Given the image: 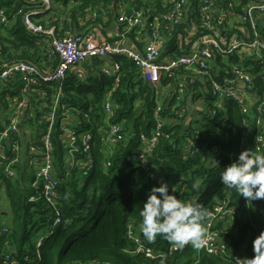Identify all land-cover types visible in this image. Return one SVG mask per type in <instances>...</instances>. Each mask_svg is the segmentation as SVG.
Instances as JSON below:
<instances>
[{"label": "trees", "instance_id": "16d2710c", "mask_svg": "<svg viewBox=\"0 0 264 264\" xmlns=\"http://www.w3.org/2000/svg\"><path fill=\"white\" fill-rule=\"evenodd\" d=\"M51 1L53 6L49 10L33 13L41 8L39 3L0 0V10L7 17L6 23L0 21V67L4 63L23 61L47 71L58 63L57 57L48 58L51 36L29 29L25 16L44 28H54V35L61 37L67 33L100 30L104 33L120 12L139 10L148 17L147 27L132 28L127 32V39L140 48L138 36L149 31L151 17L167 11L163 0ZM205 1L189 0L188 17L171 34L166 31L165 57L189 50L187 46H180L184 36L194 41L217 33L227 41L240 33V26L250 27V23L235 21L229 29V16L240 13V6L230 8V0H215L210 24L216 32L209 30L201 20ZM238 1L244 4L248 0ZM220 11L226 12L224 19L219 16ZM257 28L264 40V14L258 18ZM103 61L106 60H94L93 64ZM110 61L120 64L118 86L114 85L112 76L91 74L92 68L86 61L57 83L40 80L36 87L46 91V96L29 94L32 106L22 120L21 137L17 136L20 149L17 161L11 166L15 176L9 177L7 165L0 162V264H161L162 258L152 260L137 254L138 243L131 237H139L145 246L154 250L169 249L171 244L167 240L158 236L149 242L139 228L143 203L152 186L161 180L168 182L169 191L174 188L179 198L195 199L209 212L222 207L223 213L217 214L212 223L219 234L218 243L226 242L229 248L244 244L252 258L253 241L264 231V199L247 201L222 184L220 173L238 158L243 143L247 149L260 152L257 138L264 135V124H257V119L264 121V113L258 110L261 99L246 118L250 124L247 127L238 103L227 100L222 106H215V100L206 92V83L201 93V82L184 80L185 90L180 94L181 83L177 79L162 76L155 86L140 77L138 65L127 56L114 55ZM214 64L221 77L231 74L233 65L243 64L254 75L257 96H263L264 64L256 56L238 51L225 55L214 50ZM23 86L19 74L0 82V127L8 121L15 107L12 98L21 97ZM58 92L61 94L59 108L70 109L71 126L78 138L75 158L79 163L85 160L80 134L88 131L92 134L90 154L94 163L89 173H84L79 166L67 168L69 147L62 129L65 112L60 109L51 135L55 171L61 179L62 220L52 228L53 209L43 199L31 200L39 194V189L33 186L35 155L29 153L28 147L36 145L35 141L47 131L48 124L41 117ZM108 94L114 105L112 122L120 123L125 134L110 153L104 142L107 132L103 103ZM158 96L162 99L165 124L158 144L147 159L149 168L145 170L138 158L142 152L140 137L150 135L156 127L154 113ZM197 102H201L200 106H196ZM7 157L14 159L15 155L7 151ZM211 158H218L220 164L211 163ZM197 179L200 186L193 189ZM2 193L7 197V209L1 208ZM41 237L42 243L38 246ZM163 259L165 264H232L220 252L191 245Z\"/></svg>", "mask_w": 264, "mask_h": 264}, {"label": "built area", "instance_id": "2783aa9c", "mask_svg": "<svg viewBox=\"0 0 264 264\" xmlns=\"http://www.w3.org/2000/svg\"><path fill=\"white\" fill-rule=\"evenodd\" d=\"M29 3H39L41 8L33 13L45 12L49 10L53 3L51 0H26ZM167 11L161 16L151 17L152 23L147 33L142 34L139 41L143 44L142 49L133 48L125 43L127 40V32L132 28L139 27L141 30L147 27L148 17L139 10L130 12H120L115 21V34L112 40H100L96 32H81L67 33L64 36L57 37L54 35V28H44L42 25L36 24L29 16H25V22L29 29L37 32H43L51 36L52 49L48 54V58L53 60L58 58V63L50 70H41L35 64L28 62L4 63L0 67V82L6 80L16 74L21 75L24 86L22 87L21 97L12 98V103L15 104L13 112L9 115L8 121L0 127V162L7 165L6 171L9 177H14L16 171L11 166L17 161L19 146V138L21 137V123L27 115V110L32 105L29 103L28 96L31 93H38L46 96V91L38 89L40 80L50 84L61 81L67 73L77 67H81L86 61L92 59L98 61L103 59L102 63H98L92 67V72L97 74H105L114 77V85L118 86L120 81V64L116 61L108 60L114 55H125L138 65L140 77L149 81L151 84L158 86L162 76H167L180 81V94L184 93V80H189L191 83L201 82V93L205 91L203 83H206V92L210 93V97L218 102L219 106L227 100H232L238 103L245 117V126H250L246 119L253 105L259 103L258 110L264 113V94L262 97L257 96L256 87L254 84V75L248 71L243 64L233 65L231 74L221 77L217 73L214 64V50H218L222 54L228 55L238 51L241 54H250L264 64V40L257 28L258 18L264 14V0H248L241 4L238 0H230L228 3L230 8L240 6V13L230 15L231 22L229 29L233 27V23L246 22L250 23L249 28L240 26V33L234 34L227 41L224 36L219 37L216 34L204 35L197 40H192L190 37H182L179 41L181 48H189V50L178 56L164 58L167 50L166 31L171 34L173 29L182 23L188 17L189 0H163ZM215 0H206L205 6L202 9V22L206 28L215 31V28L210 24L211 7ZM226 12L220 11V18H225ZM0 21L6 23L7 17L4 10H0ZM139 29V30H140ZM216 32V31H215ZM85 70V69H84ZM80 71H83L81 68ZM208 83V85H207ZM203 88V90H202ZM157 108L154 113L156 127L151 131L150 135L142 134L140 141L142 143V152L139 154L140 165L148 170L149 166L147 159L152 155L156 145L162 136L163 125L165 118L162 114L163 104L161 96H158ZM61 94L58 92L53 97V102L49 110L41 117L48 124L47 131L43 133L36 141V145L30 144L28 151L35 155L34 163L36 165L35 179L33 186L39 189V194L31 198L32 201L43 199L53 209L52 228L57 226L62 220V211L60 207V186L61 179L55 171V154L52 142V128L57 118V113L60 109H64V120L62 129L66 136V146L69 147L67 157V168L73 169L78 167L89 173L93 167V158L90 154V139L91 132L80 134L83 153L85 160L83 163L74 156L75 144L77 135L71 126L70 109L60 107ZM103 109L106 114L105 128L106 138L104 140L107 146V153L122 139L125 138L123 127L120 123L112 122L114 105L111 99V94H108L103 103ZM74 110V109H73ZM215 114V112H213ZM258 126H262L264 121L257 119ZM247 133H245V136ZM260 143L258 151H264V135L257 138ZM247 149V144H242V151ZM7 151H11L14 159L7 157ZM218 158H211V163L220 164ZM109 163H106L108 165ZM215 211V212H214ZM211 213V218L203 222L207 230L205 237L206 243L203 247L209 252H220L232 264H246L249 258L246 246L243 244L238 248H229L228 243H218L219 234L213 229V220L217 214L223 213L222 207H216ZM137 243V254H143L149 259L164 258L170 256L178 248L173 245L166 250H154L144 245L143 241L137 236H131ZM43 237L38 242V246L42 243ZM191 245V244H189ZM15 264V262L11 263Z\"/></svg>", "mask_w": 264, "mask_h": 264}, {"label": "clouds", "instance_id": "9594fccd", "mask_svg": "<svg viewBox=\"0 0 264 264\" xmlns=\"http://www.w3.org/2000/svg\"><path fill=\"white\" fill-rule=\"evenodd\" d=\"M220 181L247 201L264 199V152L249 148L241 151L238 158L223 168ZM200 183L199 179L194 181L193 189H198ZM140 216V231L149 242L159 236L178 249L189 244L199 249L206 243L203 222L211 218V213L195 199L183 200L174 188L169 191L168 182L161 180L152 186ZM253 251L255 255L247 258L246 264H264V231L254 239ZM161 264H165L163 258Z\"/></svg>", "mask_w": 264, "mask_h": 264}, {"label": "crops", "instance_id": "0c3cea01", "mask_svg": "<svg viewBox=\"0 0 264 264\" xmlns=\"http://www.w3.org/2000/svg\"><path fill=\"white\" fill-rule=\"evenodd\" d=\"M115 26H116V23L115 22H113L111 25H109L108 27H106V29H105V31H104V33H103V31H98V32H96V34H97V37H98V39H100V40H103V41H106V40H111V39H113L114 38V34H115ZM139 38L140 37H145V36H142V34L141 35H139L138 36ZM125 43L127 44V45H129V46H131V47H133V48H138V49H142L143 48V44L141 43V47L139 48L137 45H134V42L131 40V39H127V40H125ZM164 58H168V57H165L164 56ZM88 62H89V65L91 66V68L93 67V60L92 59H90V60H88ZM216 67V66H215ZM86 72H88V71H86ZM91 74H96L97 75V73H93V72H91ZM5 213V212H4Z\"/></svg>", "mask_w": 264, "mask_h": 264}, {"label": "rangeland", "instance_id": "374dc122", "mask_svg": "<svg viewBox=\"0 0 264 264\" xmlns=\"http://www.w3.org/2000/svg\"><path fill=\"white\" fill-rule=\"evenodd\" d=\"M197 105L196 106H200V104H201V102L199 103V102H197L196 103ZM214 105L215 106H219L218 105V102L215 100V102H214ZM1 208L2 209H7V206H8V201H7V197H6V195H5V193H2L1 194ZM220 240H222V239H220Z\"/></svg>", "mask_w": 264, "mask_h": 264}]
</instances>
